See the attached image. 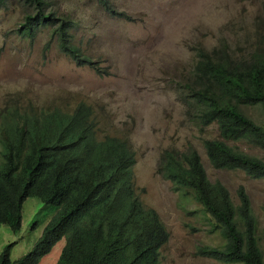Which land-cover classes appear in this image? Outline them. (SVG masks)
I'll return each mask as SVG.
<instances>
[{
    "label": "rangeland",
    "instance_id": "1",
    "mask_svg": "<svg viewBox=\"0 0 264 264\" xmlns=\"http://www.w3.org/2000/svg\"><path fill=\"white\" fill-rule=\"evenodd\" d=\"M127 17L112 15L98 0H47V11L73 21V42L95 62L76 64L59 46L53 26L40 27L34 36L18 31L27 13L26 0L0 3V107L8 98L23 104L34 101L45 108L91 103L101 118V133L124 135L136 151L134 176L138 196L155 208L170 239L162 249V264L224 263L198 255L199 246H223L220 232H210L208 216L192 195L174 191L158 172L161 154L173 149L183 155L200 152L211 180L221 179L238 201L244 186L264 236V179L240 170L215 169L209 162L205 139L219 136L213 123L201 128L186 116L183 100L197 62L199 47H226L241 59L250 54L264 30V0H113ZM264 123L259 108H242ZM237 145L264 158V149L247 142ZM1 158V146H0ZM37 197L24 202L20 231L0 224V254L12 245L17 260L32 249L51 213ZM64 240L39 264H55ZM264 249V244H263Z\"/></svg>",
    "mask_w": 264,
    "mask_h": 264
},
{
    "label": "trees",
    "instance_id": "2",
    "mask_svg": "<svg viewBox=\"0 0 264 264\" xmlns=\"http://www.w3.org/2000/svg\"><path fill=\"white\" fill-rule=\"evenodd\" d=\"M5 0H0L3 3ZM112 15L127 17L113 0H98ZM35 13H27L18 31L34 38L38 29L53 26L61 50L79 65H94L91 56L73 42V21L47 11V0H26ZM264 24V22H261ZM256 48L248 57L234 58L226 49L207 50L199 47L198 60L184 89L186 115L205 128L215 123L219 136L204 140L207 158L215 168L236 169L253 178L264 179V159L246 153L230 142H247L264 148V123L242 108H259L264 113V30L258 31ZM43 113V112H42ZM50 114L35 116L31 126L18 135H1L3 160L0 162V223L18 232L22 227L25 200L38 195L49 211L57 207L41 236L30 251L12 260V245L0 254V264H39L64 240L55 264H161L156 250L167 240L164 226L135 227L122 216L133 196L134 182L120 191L121 180L132 174V161L125 146L115 141L125 155L123 160H106L103 148L91 144L77 156L65 152L59 140L66 121L49 124ZM163 155L159 171L176 184L193 192L212 221V231L225 239L222 247H199L198 253L224 263L264 264V236L250 195L244 186L237 188L238 201L221 181H210L201 156L195 149L178 155L173 149ZM65 160L78 164L75 196L72 204L58 208L51 188ZM119 193V194H118ZM115 194H118L113 198ZM136 203L138 201L134 199Z\"/></svg>",
    "mask_w": 264,
    "mask_h": 264
},
{
    "label": "clouds",
    "instance_id": "3",
    "mask_svg": "<svg viewBox=\"0 0 264 264\" xmlns=\"http://www.w3.org/2000/svg\"><path fill=\"white\" fill-rule=\"evenodd\" d=\"M257 22L259 24H261L260 20H258ZM258 41H260V39H258ZM258 41H257V44H258ZM257 44L255 45L253 50L256 48ZM205 49H207V48H205ZM219 49L220 48L207 49V50L211 51V50H219ZM224 49H226V51H228L230 53V51L226 47H224ZM253 50L251 52H253ZM197 52H198V50H197ZM248 56H246V57H248ZM197 60H198V58H197ZM84 65H89V64H84ZM90 66H92V65H90ZM93 67H95L99 71V68L95 66V62H94ZM47 114H50V115L45 120V125H44L45 127L44 128H45L46 132L48 131L49 124L51 122L57 121L59 119H64L66 121L65 130L63 131V134L61 135V137L59 139L66 146L65 147L66 153L71 152L72 154H75L77 156L84 148L88 147L91 144H95L98 148H103V157L106 160H118V161L123 160L125 163H127L125 155L121 152V150L117 149V147L114 143L115 141H117V142H119V144L121 146L123 145L126 147L129 155L132 158V161H135V163H136V151L133 147L131 140L129 138H127L125 136V134L124 135H115V134H110V133L102 134L101 133L100 115L97 112L96 108L91 103L86 102V101H80L79 103H77L72 108L59 106V107H54V108L48 109V108H45L43 105L38 104L34 101H30L27 104H23V102L21 101V99L19 97L8 98L6 100V102L0 107V138H1V135L4 133H7L8 136L18 135L21 131L28 129L31 126L35 116H39L40 119L42 120L43 116H46ZM234 143L237 145V142H230V144H234ZM0 146H1V158H0V162H1L3 160V156H2L3 146H2L1 140H0ZM259 148H262V147H259ZM262 149H264V148H262ZM243 151H245L246 153H249L246 150H243ZM205 152H206V149H205ZM199 154H200V152H199ZM163 155L164 154H161V157H160V160L158 163V169L161 166V161H162ZM206 156H207V153H206ZM257 157H259V156H257ZM259 158L264 159L262 157H259ZM201 162H202L204 169L206 170L204 163H203V160H202V157H201ZM209 162H210V160H209ZM135 163L132 165V174L125 176L121 180L120 191L125 186H127V184L129 182H132V180H133L134 189H135V192H133V196H135L134 199H136L138 201V203H136L135 200L132 199L131 202L129 203L128 207L123 212H120L117 215L124 217L129 222H131L135 227L151 228L156 223H159L162 226H164L165 230L167 231V233L169 235L168 240L159 249L156 250L157 254L160 256V260H161V264H162V259H161L162 249L168 243V241L170 239V233H169L166 225L162 221L158 211L155 208L148 206L141 199V197L138 196L137 187H136V183H135V176H134V165H135ZM210 164H211V162H210ZM215 169H220V168H215ZM227 170H236V169H227ZM77 172H78L77 161L75 163L74 162L70 163L67 160H65L63 166L58 171L56 179H55L53 186L51 188V191L53 194V200L55 202V205L58 206V208H63L67 204H72L74 197L79 196L77 194V192L75 191V186H74L75 180L77 177ZM158 172H159V170H158ZM206 173H207V176L210 179V181L216 182L217 180H219L224 185H226V183H224L221 179L211 180L207 170H206ZM162 176L165 179H168L163 174V172H162ZM255 179H263V178H255ZM168 180L172 183V185H173L172 187H173L174 191L182 194L184 197L192 195L193 198L196 200V202L201 205L202 211L207 216L209 215L204 210V208H205L204 205L198 199H196L193 192L186 191L183 186L176 184L171 178H169ZM227 188H228V186H227ZM229 191H230V189H229ZM118 194H115L113 196V198L115 196H117ZM230 194H231V191H230ZM231 196H232V194H231ZM236 196H237V189H236ZM30 197H37L44 204V206H51V205H45V203L41 200V197L38 195H32ZM237 199H238V197H237ZM56 210H57V207H54L53 211H56ZM53 211H48V213H51V215L48 218V220L46 221L44 227L46 226V224L50 221V219L54 215ZM208 218H209V222H210V225L212 228V221L210 220L209 216H208ZM211 228H210V232H214V233L220 232L219 230L218 231H212ZM210 246H212V245H210ZM199 247H202V246H199ZM199 247H198V249H199ZM218 247H222V246H218ZM198 255H202V254L198 253ZM202 256L212 258V257L207 256V255H202ZM212 259H215V258H212ZM215 260H217V259H215ZM218 261H220V260H218ZM221 262H223V261H221Z\"/></svg>",
    "mask_w": 264,
    "mask_h": 264
}]
</instances>
